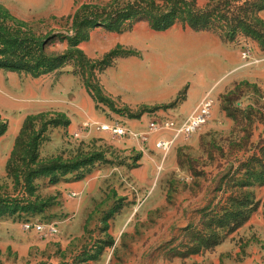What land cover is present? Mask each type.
Masks as SVG:
<instances>
[{"label": "rangeland", "instance_id": "obj_1", "mask_svg": "<svg viewBox=\"0 0 264 264\" xmlns=\"http://www.w3.org/2000/svg\"><path fill=\"white\" fill-rule=\"evenodd\" d=\"M113 1L74 0L66 16L18 20L25 29L0 6V43L39 39L44 56L63 59L38 76L0 68V117L13 137L8 153L0 145V213L17 202L29 209L0 217V264H264V185L243 187L245 169L264 164L262 0L234 5L262 9L243 6L254 35L242 26L232 39L181 19L166 31L135 19L117 29L88 25L83 5L91 12ZM233 12L228 24L240 14ZM203 99L212 110L194 134L176 137L163 127L182 124ZM39 113L64 114L70 124L36 139L33 164L29 136L44 124L35 121L12 164L29 179L7 177L18 133ZM160 140L168 142L163 149ZM247 195L248 220L230 234L217 230V246L191 252L205 245L212 221L239 213ZM26 223L57 232L44 238Z\"/></svg>", "mask_w": 264, "mask_h": 264}, {"label": "trees", "instance_id": "obj_2", "mask_svg": "<svg viewBox=\"0 0 264 264\" xmlns=\"http://www.w3.org/2000/svg\"><path fill=\"white\" fill-rule=\"evenodd\" d=\"M160 5L156 4L154 0H114L113 2L103 6L94 7V11H88V9L93 8L90 5H83L80 10L83 13L85 20L88 25L92 27L105 25L109 28L117 29L122 22L129 19H135L138 21H146L150 26L156 31H166L171 28L178 19H181L190 29L198 31H219L220 35L226 34V38H234L237 30L242 26H245V30L248 34H252L250 28L245 25L248 22L247 15L242 14L243 6L246 8L255 7L259 10L262 8L261 5H253L247 3L242 4V6L234 7L235 4H239L238 0H217L216 6H208L205 9H198L196 7L197 0H160ZM249 2V1H248ZM264 4V0H262ZM88 7V9H87ZM6 11V10H5ZM240 12L238 17L233 20V23L228 24V16H234V12ZM7 12V11H6ZM8 13V12H7ZM9 14V13H8ZM79 12L75 13V19L81 18L78 16ZM9 17L12 18V22L19 29H25V24L18 22L17 19L13 18L10 14ZM234 18V17H233ZM256 22H259L252 17ZM231 22V21H230ZM238 22V25L234 23ZM77 25V24H76ZM262 25V23H260ZM78 26V25H77ZM90 27V26H89ZM229 28V30H227ZM4 43H0V68H8L13 70H23L30 71L31 73L38 76L43 69H56L58 66L63 64L62 57H46L44 56V47L42 44L38 43L39 39H29L21 38V36H15L8 39L7 37ZM77 45V44H76ZM8 47L5 51L3 47ZM248 85V83H245ZM50 116H55L59 120L50 119L46 121V118ZM42 120L44 124L42 128L37 133H32L29 137H33V145L29 146L28 155H34L35 141L44 134L48 128H57L60 126V122L63 121L62 126L69 125L70 122L64 114H50V113H39L35 116H29L24 121L21 130L14 142L13 149L11 151L10 157L6 166L7 177H12L14 171L21 173L22 168H12V164L15 161V156L17 149L26 138V134L30 131L31 125L37 121ZM8 124L6 121L2 120L0 117V137H2L7 131ZM34 164L35 158L31 156L29 160ZM259 169H245V181L243 187H253L254 185L263 186L264 185V164L262 162H257ZM60 169V168H59ZM57 171V169H53ZM61 170V169H60ZM45 170L38 169L36 176L43 175ZM48 172V171H47ZM22 177L29 179V175L26 172H22ZM20 177L16 176L15 179L18 180ZM16 203V202H14ZM21 203L14 204L12 207H5L3 212L0 213V217L6 213H21L28 212L27 207L19 206ZM9 206V205H7ZM254 204L250 202L249 195L245 197V202L239 204V213H233V211H225L223 216L218 222L212 221L208 225L209 228L214 227V231L208 237H205V245H197L191 252L198 253L200 248H212L217 246L221 241L219 239V234L217 230L227 229L226 234H230L237 228H239L243 223H245L250 214L253 212Z\"/></svg>", "mask_w": 264, "mask_h": 264}, {"label": "crops", "instance_id": "obj_3", "mask_svg": "<svg viewBox=\"0 0 264 264\" xmlns=\"http://www.w3.org/2000/svg\"><path fill=\"white\" fill-rule=\"evenodd\" d=\"M73 3L74 0H0V6L13 18L22 22L66 16L69 14ZM20 123L21 121L18 120L17 128ZM10 126L11 122L9 121L6 133L0 137V145H4L2 154L8 153V146L13 138L10 141L7 140Z\"/></svg>", "mask_w": 264, "mask_h": 264}, {"label": "built area", "instance_id": "obj_4", "mask_svg": "<svg viewBox=\"0 0 264 264\" xmlns=\"http://www.w3.org/2000/svg\"><path fill=\"white\" fill-rule=\"evenodd\" d=\"M212 110V101L210 99H203L197 106L195 112L188 117L182 124L172 127V123L166 122L163 127L172 131L174 136H190L194 134L200 127H202L210 116ZM153 125V124H152ZM108 129V127H105ZM156 129V128H155ZM115 133H118L117 130H114ZM122 132V131H121ZM119 134V133H118ZM168 145V142L165 140H160L157 143V147L160 149L165 148ZM25 230H31L37 233H40L44 238L51 236L56 233L57 230L53 227L45 229L44 225L41 224H24Z\"/></svg>", "mask_w": 264, "mask_h": 264}, {"label": "bare ground", "instance_id": "obj_5", "mask_svg": "<svg viewBox=\"0 0 264 264\" xmlns=\"http://www.w3.org/2000/svg\"><path fill=\"white\" fill-rule=\"evenodd\" d=\"M105 128V127H104Z\"/></svg>", "mask_w": 264, "mask_h": 264}]
</instances>
